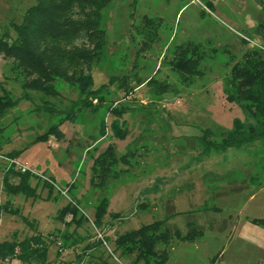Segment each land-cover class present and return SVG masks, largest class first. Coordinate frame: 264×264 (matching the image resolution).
Wrapping results in <instances>:
<instances>
[{"label":"rangeland","instance_id":"374dc122","mask_svg":"<svg viewBox=\"0 0 264 264\" xmlns=\"http://www.w3.org/2000/svg\"><path fill=\"white\" fill-rule=\"evenodd\" d=\"M33 5L35 0H0V35L15 39L13 24ZM101 17L104 48L83 93L82 85L59 78L53 80L56 97L24 88L36 76L0 54V85L11 98H21L0 120V243L40 236L46 258L34 264H132L135 253L122 255L114 240L166 220L164 229L172 235L156 246L167 252L165 264H222L217 253L224 249L225 262L237 264L236 254L248 249L235 236L240 204L264 186V164L257 167L260 156H254L260 147L202 153L199 139L209 131L207 140L218 141L245 120L239 105L227 99V81L244 54H264L262 8L255 0H111ZM187 46L202 55L200 75L188 81L174 68L176 48ZM84 98L89 104H78L74 118L49 114L50 107L66 111ZM62 120L59 135L34 142ZM109 146L117 157L130 153V165H117L127 172L98 188L90 182L91 168ZM11 152L39 174L28 180L30 194L2 190ZM103 199L106 213L97 226ZM67 204L77 207L80 225L55 218ZM253 211L249 205L243 214ZM189 227L196 229L191 239ZM88 245L93 249L83 255Z\"/></svg>","mask_w":264,"mask_h":264},{"label":"trees","instance_id":"16d2710c","mask_svg":"<svg viewBox=\"0 0 264 264\" xmlns=\"http://www.w3.org/2000/svg\"><path fill=\"white\" fill-rule=\"evenodd\" d=\"M110 1L35 0V5L26 10L22 22L13 24L17 37L12 40L7 34L0 35V54L17 62L18 68L27 76H36L32 81L24 82V88L35 89L45 96L56 97L58 93L53 80L59 78L70 85H82L80 92H84L83 90L91 84L88 71L99 60L104 48L105 33L101 28V11ZM255 1L264 12V0ZM206 5L213 9L211 3ZM196 49L197 47L187 46L177 47L175 50L174 68L181 72L187 81L193 76L200 75L197 68L202 55ZM227 85V99L239 105L245 120L242 123L235 122L234 129L227 130L218 141H208L207 136L210 132L205 131L204 136L199 139L202 153L210 151L224 153L229 149L247 148L258 143L260 150L254 156H260L256 164L259 167V164H264V54L257 50L244 54L243 60L232 67ZM95 94L96 92L88 93ZM20 99L11 98L9 92L0 85V120L7 111L17 106ZM85 102L88 103L86 98L80 99L66 111H55L53 107L48 111L52 117L62 115L74 118L76 117L74 109L78 104L84 106ZM62 122L63 120L42 135L36 136L34 142L47 141L48 137L59 135V126ZM3 129L4 127H0V133ZM116 133L117 138L124 139L125 133L120 131ZM17 153L11 152L9 159H16ZM129 156L130 153L117 157L113 147L109 146L94 161L91 168V184L102 188L108 177L127 172V169L119 170L117 165L129 166ZM255 175L251 176L250 180L256 179ZM15 178L19 182L14 185L11 180ZM30 178H34L30 172L22 173L13 168L7 169L3 173L2 190L8 195H15L18 192L30 194L33 191L28 182ZM43 183L45 185V182ZM46 186L52 189L50 185ZM106 207L107 200L103 199L99 206V214H96L95 225H101ZM2 210L10 212L7 207H3ZM77 212V207L67 204L58 211L55 218L66 226L70 222L80 225L83 217L76 219ZM68 215L71 216V220L66 222ZM165 222L166 220L156 221L138 230L126 232L114 240L115 246L122 250V255L135 253L132 264L139 261L148 264L150 258H153L154 264H165L167 252L156 250L157 245L165 244L172 235L167 228L164 229ZM251 222L264 227V220ZM175 234L177 238L180 237L179 233ZM195 234L196 229L189 227L186 238H194ZM42 242L40 236H32L20 242L3 241L0 243V261L16 259L28 264L38 261L44 263L47 249ZM92 247L88 245L84 248L83 255L87 249H93ZM78 259L81 263L82 257L78 256Z\"/></svg>","mask_w":264,"mask_h":264},{"label":"crops","instance_id":"0c3cea01","mask_svg":"<svg viewBox=\"0 0 264 264\" xmlns=\"http://www.w3.org/2000/svg\"><path fill=\"white\" fill-rule=\"evenodd\" d=\"M249 189L246 191L248 192ZM250 192V190H249ZM247 194V193H246ZM245 208L252 206L253 215L243 214L244 207L239 209V214L243 218L239 220L235 229V236L239 243L248 249L240 250L237 257V264H264V227L252 223V220H264V186L259 193H250L243 200ZM227 250H221L217 255L221 256L222 264H227L224 259ZM258 253L259 256H256Z\"/></svg>","mask_w":264,"mask_h":264},{"label":"built area","instance_id":"2783aa9c","mask_svg":"<svg viewBox=\"0 0 264 264\" xmlns=\"http://www.w3.org/2000/svg\"><path fill=\"white\" fill-rule=\"evenodd\" d=\"M7 162L8 165L11 166L15 171H19V172H30L33 175H39L38 173H36L35 170H33L32 167H29L26 163H20L18 162L16 159H9L7 158ZM50 182V181H49ZM63 195L65 194V192H61Z\"/></svg>","mask_w":264,"mask_h":264}]
</instances>
